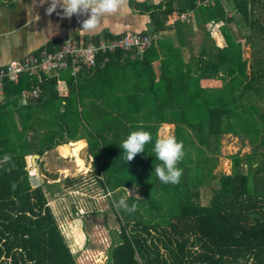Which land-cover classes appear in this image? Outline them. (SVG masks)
I'll return each mask as SVG.
<instances>
[{
	"label": "trees",
	"instance_id": "trees-1",
	"mask_svg": "<svg viewBox=\"0 0 264 264\" xmlns=\"http://www.w3.org/2000/svg\"><path fill=\"white\" fill-rule=\"evenodd\" d=\"M132 3L149 15L141 33L150 41L143 49L101 52L75 76L63 71L37 82L21 74L16 83L4 82L0 264H78L48 195L76 191L82 181L64 176L32 185L38 170L29 169L26 159L37 154V164L58 145L79 139L91 158L84 188L105 196L101 214L110 211L116 224L108 228L104 264H264V0ZM173 11L192 13L189 22H178L183 44L166 24ZM206 24L231 29L234 40L248 45L249 57L241 60L235 42L207 44ZM193 25L204 32L196 51L189 38ZM117 36L103 31L81 38ZM60 78L65 88L58 87ZM36 86L37 96L23 102L21 91ZM163 123L173 125L172 136L182 144L176 164L181 173L174 184L161 183L151 173L159 163L152 141ZM137 128L152 140L124 161L119 143ZM224 134L247 144L249 152L230 154L229 173H216ZM205 187L211 195L203 204ZM121 197L135 207H119Z\"/></svg>",
	"mask_w": 264,
	"mask_h": 264
},
{
	"label": "rangeland",
	"instance_id": "rangeland-1",
	"mask_svg": "<svg viewBox=\"0 0 264 264\" xmlns=\"http://www.w3.org/2000/svg\"><path fill=\"white\" fill-rule=\"evenodd\" d=\"M205 29L210 31L209 42L206 40L207 44L211 42V39L216 45L221 47L235 42L239 44L241 60H246L249 57L248 45L243 42V39L234 40L233 34L230 33L232 30L227 26L218 28L206 24ZM203 34V30L195 28L190 38L194 48L193 51H196L199 41L204 38ZM212 84L218 85L219 83L213 82ZM172 130V124H169V126L162 124L157 130V135L158 137L172 136ZM220 140V153L214 171L216 173H229V155L235 152L239 154L247 153L249 152V146L247 144L242 145L238 138L229 134H224ZM77 155L82 161L81 165H77L75 156L72 153H69L67 157L62 156L57 148L38 158L41 161H37V164L36 158L32 163L31 156L27 157L28 168L33 169L32 171L35 172L38 170L37 174L31 178V183L35 185L42 178H45L47 182H52L64 176L80 177L82 183L75 189L76 191L63 189L59 193L48 195L49 204L61 221V229L66 234L71 250L77 255V263L104 264L105 248L109 243L108 228L110 226L114 227L116 224L110 211L106 213V217L101 214V211L107 208L105 197L100 195L96 188L91 190L84 188L85 184L90 182L89 170L91 163V158L87 155L85 149V143L79 151L77 150ZM57 158H61L60 161H57ZM48 173L54 174L58 178L51 179ZM60 186L63 187L64 184L61 183ZM127 192L130 193V190H127ZM210 195L209 188H202L200 191V202L203 204L208 203ZM72 206L76 209V214L72 212ZM83 206L85 207L83 208ZM86 209L88 212L84 214L83 211ZM93 211H96V213H92Z\"/></svg>",
	"mask_w": 264,
	"mask_h": 264
},
{
	"label": "crops",
	"instance_id": "crops-1",
	"mask_svg": "<svg viewBox=\"0 0 264 264\" xmlns=\"http://www.w3.org/2000/svg\"><path fill=\"white\" fill-rule=\"evenodd\" d=\"M163 1L165 0H121L117 14L106 15L94 31L85 32L80 29V20L85 18L84 15L74 14L65 17L58 14L62 12L59 7L47 13L45 9L50 0H0V65L20 59L41 45L69 34L91 36L106 31L112 35H120L127 31H145L150 22L148 12L141 10L132 2L138 5L142 3L156 5ZM182 13L191 16L186 20L180 19L181 13L173 11L168 15L166 24L177 35L179 43L183 44L184 38L179 32L178 22H189L192 13L191 11ZM215 27L220 28L218 24ZM195 28L193 25V30ZM153 64L157 73L158 61H154Z\"/></svg>",
	"mask_w": 264,
	"mask_h": 264
},
{
	"label": "built area",
	"instance_id": "built-area-1",
	"mask_svg": "<svg viewBox=\"0 0 264 264\" xmlns=\"http://www.w3.org/2000/svg\"><path fill=\"white\" fill-rule=\"evenodd\" d=\"M190 14H179L180 19H188ZM150 41L147 34L139 31H127L114 38H99L83 40L81 35L73 34L63 36L59 39L58 46L51 49H39L31 51L24 57L9 61L0 65V102L4 99L3 85L5 81L16 83L21 74L35 78L37 82L42 81L47 75H58L66 71L70 76H75L83 68L91 67L95 57L101 52L113 51L115 49L128 50L131 48L143 49ZM59 88H65V80H57ZM38 87L23 89L21 100L24 102L28 97H35Z\"/></svg>",
	"mask_w": 264,
	"mask_h": 264
},
{
	"label": "clouds",
	"instance_id": "clouds-1",
	"mask_svg": "<svg viewBox=\"0 0 264 264\" xmlns=\"http://www.w3.org/2000/svg\"><path fill=\"white\" fill-rule=\"evenodd\" d=\"M57 7L62 9L58 13L65 17L84 15L80 20V29L85 32L94 31L101 20L107 15L112 16L119 12L121 0H50L45 11L53 12ZM152 140L150 133L143 128H137L130 131L119 143L123 151L124 161L131 160L133 156L144 150V146ZM152 153L159 163L152 167L156 178L161 183H176L179 180L181 169L176 164L182 157V144L174 136L157 137L152 141ZM118 206L132 210L135 204L129 207L124 197L118 201Z\"/></svg>",
	"mask_w": 264,
	"mask_h": 264
},
{
	"label": "bare ground",
	"instance_id": "bare-ground-1",
	"mask_svg": "<svg viewBox=\"0 0 264 264\" xmlns=\"http://www.w3.org/2000/svg\"><path fill=\"white\" fill-rule=\"evenodd\" d=\"M163 125H168V123H164ZM171 125V124H170ZM84 140H76L73 142H68V143H63L59 146H57L58 152L62 155V156H66L69 153H72L73 156H75V161L77 162V165H81L82 161L81 159L78 157L77 155V150L79 151V149L82 147V145L84 144L83 142ZM86 144V143H85ZM84 148V147H83ZM79 154V153H78ZM85 159V158H84ZM72 160V159H71ZM105 197V196H104Z\"/></svg>",
	"mask_w": 264,
	"mask_h": 264
},
{
	"label": "water",
	"instance_id": "water-1",
	"mask_svg": "<svg viewBox=\"0 0 264 264\" xmlns=\"http://www.w3.org/2000/svg\"><path fill=\"white\" fill-rule=\"evenodd\" d=\"M35 158H37V154H33V155L31 156V161H32V163H33V161H34Z\"/></svg>",
	"mask_w": 264,
	"mask_h": 264
}]
</instances>
